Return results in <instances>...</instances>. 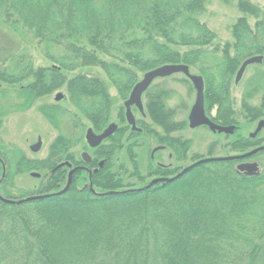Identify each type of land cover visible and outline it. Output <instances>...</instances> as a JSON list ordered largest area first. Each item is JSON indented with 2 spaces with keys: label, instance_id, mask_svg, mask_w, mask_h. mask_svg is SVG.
Masks as SVG:
<instances>
[{
  "label": "rangeland",
  "instance_id": "rangeland-1",
  "mask_svg": "<svg viewBox=\"0 0 264 264\" xmlns=\"http://www.w3.org/2000/svg\"><path fill=\"white\" fill-rule=\"evenodd\" d=\"M240 1L244 0H207L204 12L198 14L197 21L213 31L215 38L208 46L202 47L204 53L189 65L192 73L204 76L206 81L207 70L211 75L219 74L221 65L228 64L227 56L235 57L236 38L232 28L240 18L247 17L253 30L252 40L259 41L248 53L258 51L261 45H264V25L256 30V24L264 18V0H248L258 8L260 18H257L255 13L241 11L238 6ZM15 2L27 9L36 5L38 0ZM99 4L97 1L92 8L94 15ZM81 14L76 12L72 17L73 23L81 31H76V34L70 37L75 42H55L52 45L49 40L41 39L36 31L35 36L33 31L21 25L15 30L14 25L12 27L5 23L0 12V145L3 142L10 151L6 157L10 174L8 173L5 180L0 179V194L8 200L27 199L51 192L53 189L47 184L46 178L38 179L31 175L34 169H28L29 164L23 162L24 154L33 159H43L48 155L50 143L58 136L65 137L69 143L75 139L79 140L83 125L85 134L93 124L91 115L100 102L102 108L107 104V100H102L101 96L86 95L77 87V80L71 83L74 76L92 78L104 83L107 98L112 103L108 114L109 122L119 121L124 111V99L131 89L127 86L129 77L120 74L119 77H126L122 79L126 80V83L119 80L120 85H117L108 71L106 73L103 70V65L108 63L110 68L116 71H119L120 67L130 68L127 67L126 61L120 63L119 59L110 58L102 52L101 47L92 42L88 35L95 36L94 32L101 21L93 23L87 19L88 14ZM195 33L198 34L195 36H199V40H206L201 30H195ZM183 50L185 48H182ZM149 52L150 50L145 53L147 58H151ZM158 58L160 60L162 55H155L154 52L151 60L145 59V66L157 62ZM244 58H247L246 55L242 56L239 67L232 75L228 99L221 103L226 106L225 119L217 120V117L223 114L222 106L212 102L208 93L207 97L205 96L208 115L224 124H228L226 120L233 121L240 127L237 134L224 136L205 126L197 129L189 127V115L196 100V89L190 80L178 73L156 80L151 87L147 95L149 115L141 122L142 126H147L146 132L132 137L129 131L124 137L122 131L119 133L118 160L115 165L119 181L122 182L120 188L126 189L141 186L156 176L152 174L154 171H160L156 161H152L150 170L147 171L146 167V163L147 166L150 164V148L162 140L171 141L173 136L178 138L175 147L179 151L178 156L170 162L168 154L163 152L160 161L162 160L163 164L177 165L175 173L199 159L245 155L262 148L243 158L228 160L232 161L230 165L236 170L242 161L258 163L259 170L256 175H249L252 180L248 185L223 182L225 177L228 178L225 174L230 165L220 163L221 167H218L225 175L222 180L213 176L211 171L214 170V165L208 166L180 180L184 185L157 193L148 201L142 199L143 197L131 201L133 207L121 205L118 201L104 200L101 203L92 202L89 207L83 206L82 209L55 202L45 204L41 210L39 207L42 203L37 202L38 198L24 201L17 206L0 199V264H123L127 256L125 251L132 240L128 238L130 224L134 229L143 232L142 242L137 248V264H167L169 260L175 261V264H241L242 258L251 254L264 229V129L255 139L250 137L258 122L264 118V61L249 66L242 81L237 84L236 75ZM58 67L60 72L54 70ZM131 71L127 72L132 76ZM143 74L137 73L138 78ZM58 92L65 94L64 101L56 99ZM162 104L166 106V112H174V115L168 118L171 120V127L175 126L177 130L171 133L164 130L156 114L152 113ZM245 105L261 107L262 115L251 116ZM231 111L233 114L228 113ZM48 119L57 130L45 122ZM38 133L43 136L44 147L35 154L29 150L28 142H31L32 138L36 141ZM244 136L253 139L256 148L249 147L244 151L234 148L235 142ZM129 137L138 142V145L141 144L138 149H133L138 153L141 172L146 174L145 179L140 180L141 172L137 169L138 174L135 171L136 175L130 176V157L133 154H128L121 145ZM172 144H175V141ZM75 147L72 152L76 151L77 154L83 148L79 146L75 150ZM17 157L20 158V169L15 172ZM58 157H67V154L61 153ZM44 166L35 169V172L44 173L46 176L48 170H43ZM134 166L136 167L137 163ZM251 195L258 196L259 199L253 203ZM199 214L201 216L197 217ZM60 216L62 217L58 218ZM78 224L81 227L75 230L74 227ZM151 226H159L157 234L165 245L162 246L158 241L159 246L155 248L159 251L157 256L151 245L154 242L149 241L152 238V231L149 230ZM180 227L186 232L177 230ZM63 233L69 234L65 249L61 243L66 240ZM177 234L180 235V241L175 244L173 240ZM223 244L226 246H221Z\"/></svg>",
  "mask_w": 264,
  "mask_h": 264
},
{
  "label": "trees",
  "instance_id": "trees-1",
  "mask_svg": "<svg viewBox=\"0 0 264 264\" xmlns=\"http://www.w3.org/2000/svg\"><path fill=\"white\" fill-rule=\"evenodd\" d=\"M97 1L100 4L98 5L96 15H94L91 11ZM101 1L102 0H38L36 5L34 4L35 6L33 5L32 7L25 9L23 6L16 4L15 0H0V12L1 18H4L5 23L11 25L12 27L14 25L15 30H18L19 25H21L23 28L33 31L35 36L36 31L41 36V39L45 38L49 40L52 45L55 42H59L61 44L66 42H75V40L70 37L76 34V31L81 32L78 29L79 27L72 21V17L76 12L79 14H81V12L88 14L87 19L93 21V23H98L101 21L98 29L94 32L96 33L95 36L91 37L92 35H87L93 43L97 44L103 49V51H100H102L104 54L112 59H119L120 63L126 61L127 67L134 69L135 72L131 71L132 69L130 70L120 67L119 71H116L115 69L110 68L108 63L103 65L105 67H103V70L105 72L108 71V74L117 83V85H120L119 80L124 82L126 80L122 81V79L129 77L127 79L129 82L131 81L130 83L127 82V86L129 88H131L132 85H134L139 80L137 75L139 72L145 73L152 68H155V66L157 67L165 63H193L194 59H197V57L204 53V51L201 50L202 47L208 46L215 38L213 31H211L205 24L197 21L199 20L198 14L204 12L205 10L207 0ZM238 6L243 12L255 13L257 18H260L261 16L260 11L257 10L258 8L248 0L240 1ZM246 18L247 17L240 18V20H238L236 25L232 28L234 37L236 38L235 57L229 58L227 56L226 60L228 64L225 65L224 63L221 65V71L219 74H215V78H210V72H207L206 74L209 98H211L212 102L215 104L217 103L218 105L222 106L221 112L223 114L219 116L220 118L217 117L218 121L227 117V115H225V112H227L225 109L226 106L221 103H225V100L228 99L227 95L230 79H232L235 69L239 67L238 63L242 56L246 55V57H250L254 54L260 53L262 50V47H260L258 51L248 53L252 51L255 45H258L257 43L259 41L255 42L252 40L253 30H251ZM262 25H264L263 17L256 24V29H259L262 27ZM195 30H201L206 40H199V36H195L198 35L195 33ZM39 35L38 37H40ZM182 48H185V50L182 51ZM193 48L198 49L196 50ZM144 49L146 50L143 52ZM147 49L150 50L149 57L151 58L146 57L145 53L148 51ZM227 51L228 50H226V52ZM154 52L155 55L161 54L162 58L160 60L158 58L157 62H154L149 66H145V64H147L145 59L151 60ZM218 67L220 68V65ZM127 71H131L132 76L130 75L131 73ZM120 74L125 75L126 77H119ZM130 78L131 80H129ZM71 80V83L77 80V82H79L77 87L81 91L83 90L86 95L101 96L103 97L102 100L105 99L108 101L105 91L107 88L101 81L92 78L87 79L79 75L74 76ZM125 83L126 82H124V84ZM161 107H159L157 111H152V113L156 114V118L159 119H157L158 122L161 123L164 130L168 133L177 130L175 126L171 127V120L168 118L171 115H174V112H166L164 108H167L163 104ZM245 109L251 113V116L258 117L262 115L261 107L256 108L245 105ZM95 111H97V109ZM228 113L233 114V111ZM226 122L233 123L231 120H226ZM234 145V148L238 149L239 151H244L245 148L249 147H251V149L256 148L255 141L251 138L238 139ZM220 163L230 165L232 161H206L188 172L191 173L192 171L194 173L197 172V170H204L208 166L214 165V170L211 171L213 176H217L218 179L221 180L223 176L225 177V175L228 177H225L223 182H229L236 185L247 183L248 185V183L252 180L248 175L239 173L236 169H233L234 167H231V165L228 166L227 172L224 175V171L222 172L218 167L221 165ZM185 178L186 177H184L182 180ZM179 183V185L176 184L172 187L184 185L182 182ZM121 184L122 182H120L119 179L116 182V185H113V187H104L105 184L103 181L98 182L97 185L104 188L100 189L101 191L110 188L117 190V192L113 194L109 193L107 195L98 196L93 194L91 191L86 193L85 191L78 192L76 190H71L67 194L52 195L47 198L40 199L37 202L42 203L39 207L41 210H43L42 207L45 204H52L55 202L63 203L67 207L70 206L76 209H82L83 206L84 208L89 207L92 202L101 203V201L104 200H109L111 202L118 201L121 205L126 204L133 207V203L131 201L141 197H143L142 199L148 201L152 196L164 191L161 190L162 187L160 186L157 188V190H155V192L149 191L147 189H123L120 188ZM251 198L253 199V203L259 199L258 196L253 195H251ZM124 209L126 208L124 207ZM133 216L135 218V213ZM200 216L201 214L197 215V217ZM61 217L62 216L58 218ZM73 218L76 219V217ZM262 218L264 219V212H262ZM129 226L128 238L132 240L126 251L124 250L127 255V261L125 260L123 264H137V248L142 242L141 234L143 232L137 228L134 229L131 224ZM80 227L81 225L79 226L78 224L74 228L76 230ZM150 228L151 229L149 230L152 231V238L149 241L150 243L154 242L151 245L153 246V250L156 251L157 256L159 255V251L156 250L159 246L158 241H160L162 246L165 245L162 243L159 235L157 234V230L160 229L159 226H151ZM177 230L186 232L185 229L181 227L177 228ZM63 234L66 237V240L64 241L65 243L63 241L61 243L63 244L62 248L64 247L65 249L68 244L67 240L69 238V234ZM176 236L177 237H174L176 239L173 240L175 244L178 240L180 241V235L177 234ZM75 237L77 236L75 235ZM221 246L225 247L226 245L223 244ZM161 253L164 254L163 252ZM167 255L169 256V253H167ZM167 264H175V261L169 260L167 261ZM241 264H264V229L261 236L259 237L258 242L255 243L251 254L245 255L242 258Z\"/></svg>",
  "mask_w": 264,
  "mask_h": 264
},
{
  "label": "flooded vegetation",
  "instance_id": "flooded-vegetation-1",
  "mask_svg": "<svg viewBox=\"0 0 264 264\" xmlns=\"http://www.w3.org/2000/svg\"><path fill=\"white\" fill-rule=\"evenodd\" d=\"M262 40L264 41V39H262ZM261 47H262V50L258 54L263 55V60H262V62H263L264 61V45H261ZM254 55H257V54H254ZM262 62H260V63H262ZM52 69H54V68H52ZM54 70L55 71L57 70V72H60V67H58L57 69H54ZM246 70H245V72H246ZM207 72H210V71L207 70L206 73ZM245 72H244V74H245ZM244 74L238 82H236V79H235V83H237V84L240 83L244 77ZM209 76H210V78H215V74L211 75V73H209ZM51 79H52V81L54 80L53 77ZM230 82H231V79H230ZM136 83L134 85H132L131 89L128 92V95L124 99V103H123L124 111L122 112V115H121V118H119V121L109 122L110 120L108 119V114H109L110 108L112 107V103L110 100L107 101V104L103 108H102V103L100 102V105L97 108V111H94V114L91 115V117L93 119V121H92L93 124H91V126L88 127V129H90V128L93 129L97 135L103 134L108 129V127L110 125H112L114 123L117 125L116 129L109 136L103 138L100 141V143H98L97 145H95V146L91 145V143L89 142L88 137H87L88 129H87L86 133L84 134V127L85 126L83 125L82 135L80 136L79 140L75 139V140H72V143H69L68 139H66L65 137L58 136L53 142H51L49 145V148H48L49 150H48V155L46 156V158L33 159V158L28 157L26 154H24L23 162L29 164L28 169H31V170L34 169V171L31 173L32 176H34L33 175L34 173H37V172H35V169H39L40 167L45 165L43 170H46V169L48 170V171H46L47 175L44 176V173H40V174L37 173V175H35V176L38 179L46 178L47 184L50 185L51 189H53V190H51V192H49V191L46 192L47 193L46 195L31 196V197H33V198L36 197V199L38 198V200H40V199H44V198H47V197L52 196V195L67 194L71 190H76L78 192L85 191L86 193L91 191L93 194L98 195V196L99 195H107L109 193L113 194V193L117 192V190L112 189V188L101 191L100 189H104V188L98 186L97 184H98V182L103 181V183L105 184L104 187H108V186L113 187V185H116V182L119 179L118 175H117L118 174L117 166L115 165V164H117L116 162L118 160L117 149H118V145H119V140H118L119 133H121V131H122L123 132L122 136L124 137V135L129 131L130 135L132 137L133 135H143L146 132L145 129L147 128V126H142L141 122L144 121L145 118H147V116L149 115V108L147 107L148 106L147 105L148 104L147 95L149 94L151 87L155 84V81L150 85V87L142 95L143 109H140L136 105H132V107H131L135 121H136V127H134L133 125H131L129 123V121L126 117L127 109L125 106V102L130 98V95H131L132 90H133L134 86L136 85ZM205 90H206L205 96L207 97V93H208L207 81L205 83ZM59 93L63 94V96L60 100L64 101L66 96L63 92H58L55 97H57V95ZM47 96H49V94ZM60 100H58V101H60ZM145 100H146V102H145ZM48 120H46L45 122H47L48 125H50L54 129H56L57 127L55 125H52V123H51L52 121H50V120L48 121ZM262 120H263V118H262ZM215 122H217L221 125H224V126L235 125V129L232 133L219 132V131H213L212 130L215 133H222V134H224V136L235 135V134H237V132L240 128L237 124H234V123L224 124V123L218 122V121H215ZM1 125H2V122L0 121V126ZM205 127L210 129L209 126H205ZM35 133H36V131L33 132L34 138L36 136ZM238 135H239V133H238ZM257 136H258V134L255 137H251V134H250V137L254 138V139ZM131 137H129L126 140V142L122 143L121 145H122V147L125 148V150L128 154H129V152H131L133 154V156L130 157V159H131L130 161L132 164V171H131L130 176L133 177L134 175H136L135 174L136 169L139 172L142 171V166L140 165L138 153H137V151L134 150V149H138L141 144L138 145L139 144L138 142L132 141L133 139H131ZM244 137H241V138L245 139L247 136L245 138ZM34 138H32L33 140L31 142H28V143L30 144L29 150L32 153L36 154V153H39L40 150L44 147V140H43L42 134H40V133H38L36 141ZM170 140L171 141L162 140L161 142L155 144L153 146V148H150L151 146L149 147L151 149V153H150V157H149L150 158V160H149L150 164H149V166H147V163H146V167H147V171L150 170L149 168L151 167L152 161H156L155 164H156V166H158V168L160 170L157 172L154 171L152 173V174H156V176L151 177L148 182H144V183L142 182L143 184L141 186L128 188V189H131V190H145V189H147L149 191L155 192V190H157V188H159V186H160V187H162L161 190L166 191L168 189H171L173 185L178 184L180 182V180H182L184 177H187L190 173L188 171H190L191 169L193 170V168L200 165V164H197L200 160H196V161L191 162L184 169L175 173V171L177 170V167H178L177 165H175V164L173 165V163L163 164L162 160L160 161V155L163 152L168 154V158H169L170 162H171V160H173L174 158H176L178 156L177 153L179 151H177L175 148L176 144L178 142L177 141L178 138L173 136V139H170ZM174 141H175V144H172V142H174ZM36 146H38V147H36ZM74 146H76L75 150H77L79 148V146H82L83 148H82L81 152L77 154L76 151L72 152V148ZM61 153L67 154V157H64V158L61 157V159H60L58 157V155H60ZM8 154H10V151H8L6 149V146L2 142V144L0 145V179L2 181L7 178L8 173H9L8 172V161L6 159ZM236 156H238V154H236ZM209 158H211V157H209ZM223 158H225V157H223ZM228 160H230V159H219V161H228ZM17 162H18V165H16V167H15V172H16V170L20 169V165H19L20 164V158H18V157H17ZM52 162H54V163L56 162V164H54V163L52 164ZM135 163H137L136 167L134 166ZM242 163H243V161H242ZM47 165H49V166H47ZM238 165H237V171H238ZM136 173L138 174L137 171H136ZM192 173L193 172L191 171L190 174H192ZM239 173H242V172H239ZM242 174H245V173H242ZM145 177H146V174L143 175V173L141 172L140 180L145 179ZM58 179H61V180L57 181ZM138 179H139V177H138ZM160 179H163V180H160ZM69 180H70L69 188L65 192L59 193L60 191H62L67 186ZM155 180H160V181L153 183V181H155ZM21 200H24V199H21ZM30 200L33 201L35 199H30ZM15 201H16L15 204L17 206V205H21L22 203H24V201H27V200H24L21 203H18L20 200H15Z\"/></svg>",
  "mask_w": 264,
  "mask_h": 264
},
{
  "label": "water",
  "instance_id": "water-1",
  "mask_svg": "<svg viewBox=\"0 0 264 264\" xmlns=\"http://www.w3.org/2000/svg\"><path fill=\"white\" fill-rule=\"evenodd\" d=\"M263 60V55H256L247 58L241 65L237 77L236 82H238L246 68L254 63H260ZM176 73H183L186 75V77L192 82L196 89V100L194 105L192 106L190 115H189V125L191 128H197L199 126H209V128L213 131H219V132H226V133H232L235 129L234 125L231 126H224L221 124L216 123L213 121L207 114L206 107H205V80L202 75L192 74L190 71V67L187 64L182 63H170V64H164L162 66H159L157 68H154L152 70L147 71L143 78L134 86L132 93L130 95V98L125 102L126 106V117L131 125L136 127V121L132 112V105L138 106L140 109H143L142 104V95L143 93L150 87V85L154 82L157 78H164L171 75H174ZM63 94L59 93L56 97L57 100H60L62 98ZM117 125L114 123L108 127V129L101 135H97L93 129H88L87 131V137L89 142L92 146L97 145L100 143V141L109 136L115 129ZM262 129H264V119L260 120L258 123V126L256 130L251 133V137H255ZM38 147V146H36ZM262 149V148H259ZM259 149L252 150L249 153H246L245 155H239L235 157H226V158H209L200 160L197 164H201L205 161H211V160H219V159H230V158H243L247 155H251L255 152H257ZM196 164V165H197ZM238 169L241 172H245L247 175H256L259 170V165L257 162L252 163H240L238 165ZM187 171V170H186ZM33 175H37V173H34ZM163 180V179H160ZM155 180L154 182L160 181ZM70 186V180L68 181L67 186L60 191L59 193L65 192ZM0 199L6 202L16 203L15 200H8L0 194ZM30 199H36V197H30L24 200H30ZM24 200H20L18 203L23 202Z\"/></svg>",
  "mask_w": 264,
  "mask_h": 264
}]
</instances>
